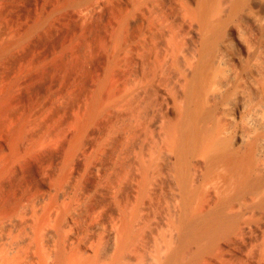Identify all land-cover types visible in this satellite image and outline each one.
I'll return each mask as SVG.
<instances>
[{
    "label": "bare ground",
    "instance_id": "bare-ground-1",
    "mask_svg": "<svg viewBox=\"0 0 264 264\" xmlns=\"http://www.w3.org/2000/svg\"><path fill=\"white\" fill-rule=\"evenodd\" d=\"M49 5L23 39L69 16L102 70L63 134L0 87V264H264V0Z\"/></svg>",
    "mask_w": 264,
    "mask_h": 264
},
{
    "label": "rangeland",
    "instance_id": "rangeland-1",
    "mask_svg": "<svg viewBox=\"0 0 264 264\" xmlns=\"http://www.w3.org/2000/svg\"><path fill=\"white\" fill-rule=\"evenodd\" d=\"M5 1V3H4ZM9 1V2H8ZM39 2V4H38ZM41 2V4H40ZM55 0H0V18L4 17V19H0V46L2 47L6 41L9 44H13L14 47H12V49L9 51V53H7L4 57L0 58V87L1 88H7L8 86L12 87V91L14 92L15 95H17V99H15L14 94L11 93V91L8 93V91H6L4 89V91L7 92V95H9V98H7L6 93L0 88V93L2 91V93L4 92V94H2V96L0 95V100H2L3 98H7L10 102L7 103V105L9 106V108H12L11 112H16L20 109H24V108H31L33 110H37L38 108H41V111H44L47 109V111L49 110V112H46V121H44L43 124H45V126L48 124H50L51 129H53L52 126H54L53 124H51V121L53 123V117L55 118L54 123L56 125V121H58L59 118L60 122L58 123V127L56 128V126H54V129L52 131H54L53 133L55 134L58 131H55L56 129L58 130L59 128L61 129L60 134H63V132L65 131V124L70 120L72 114H73V109H76L77 106L80 104V102L83 100V98L85 97L86 94V90H89V88L93 87L95 85V82L97 80V76L100 73V71L102 70V66H101V58L103 59V53L100 48L99 43L100 42H89L90 40H86L83 42H77V44H75L76 42H71L70 38L72 37V30L74 29V23H73V19L66 18V16L63 18L62 17H56L55 19H50V23L48 22L47 25H43L41 29H39L36 33L33 34V36H30V38L28 39H23L25 33L34 25L36 24V22L41 21L46 15L47 12V5H51L52 3H54ZM12 5H9V4ZM16 3V4H15ZM49 3V4H47ZM3 4H8V6L6 7V5ZM15 4V5H14ZM42 5V6H41ZM49 5V6H50ZM41 6V7H40ZM6 7V8H5ZM46 9H42L45 8ZM1 8H3L1 10ZM16 8V9H15ZM39 8V9H38ZM41 8V9H40ZM9 9V10H8ZM40 10V11H37ZM41 10L43 12H41ZM9 11V12H8ZM2 12V13H1ZM12 12V13H11ZM38 14L36 15L35 14ZM8 13V14H7ZM11 15H10V14ZM44 15H42V14ZM29 14V15H27ZM40 14L42 16H40ZM8 15V16H7ZM10 15V16H9ZM34 15V16H32ZM27 16V17H26ZM29 16V17H28ZM36 17V18H35ZM32 18V19H31ZM61 18H63L65 21V23H63V20H61ZM23 19V20H22ZM58 19V20H57ZM22 20V21H21ZM33 20V21H32ZM2 21V22H1ZM52 21H54L52 23ZM22 22V23H21ZM71 22V23H70ZM19 23V24H18ZM28 23V24H27ZM62 23V25L60 24ZM70 25H69V24ZM73 23V24H72ZM18 24V25H17ZM27 24V25H26ZM55 24V25H54ZM57 24V25H56ZM60 24V25H59ZM65 24V25H63ZM73 26H72V25ZM59 25V26H58ZM22 26V27H21ZM24 26V27H23ZM29 26L28 30L27 29ZM31 26V27H30ZM19 27V30H17ZM71 29H70V28ZM44 28V29H43ZM73 28V29H72ZM17 30V32H16ZM5 31L8 34H5ZM26 31V32H25ZM66 31V32H65ZM11 32V34L9 33ZM22 32V33H21ZM69 32V33H68ZM18 33V35L16 34ZM24 33V34H23ZM40 33V34H39ZM71 33V34H70ZM16 34V35H15ZM14 35L16 37H14ZM18 36V37H17ZM4 37V38H3ZM7 37V38H6ZM22 37V38H21ZM3 38V39H1ZM5 39V40H4ZM8 39V40H7ZM67 39V40H66ZM70 41H69V40ZM10 41V42H9ZM28 41V42H27ZM30 41V42H29ZM67 41V42H66ZM4 42V43H3ZM25 42V43H24ZM90 43V44H89ZM7 44V43H6ZM5 44V45H6ZM72 44V45H71ZM12 45V46H13ZM17 47H16V46ZM69 45V46H68ZM76 45V46H74ZM88 45V46H87ZM93 45V46H92ZM96 45V47H95ZM20 46V47H19ZM73 48H72V47ZM88 47V48H87ZM94 47V48H93ZM99 47V48H97ZM68 48V50H67ZM87 49V50H86ZM94 49V50H93ZM66 50V51H65ZM97 53H96V51ZM99 50V51H98ZM74 51V52H73ZM76 51V52H75ZM90 51V52H89ZM93 51V52H92ZM11 52V53H10ZM67 52V55H66ZM89 52V53H88ZM101 54H99V53ZM14 53V54H13ZM74 53V54H73ZM9 54V55H8ZM55 54H59V55H55ZM73 54V55H72ZM84 54V55H83ZM86 54V56H85ZM68 57H66V56ZM100 55V57L98 56ZM59 56V57H58ZM93 56V57H92ZM102 56V57H101ZM54 57V58H53ZM57 57V58H55ZM66 57V58H65ZM75 57V59H73ZM81 57V58H80ZM99 57V58H98ZM70 58V59H69ZM88 58V59H87ZM97 58V59H96ZM51 59V60H50ZM56 59V60H55ZM64 59V60H63ZM66 59V60H65ZM83 59V60H82ZM100 59V60H99ZM50 60V61H48ZM61 60V61H60ZM71 60V61H69ZM74 60V61H73ZM76 60V61H75ZM87 60V61H86ZM88 60H90V62H88ZM92 60V61H91ZM44 63H43V62ZM46 61V63H45ZM48 61V63H47ZM57 61V62H55ZM66 61V62H63ZM74 62V65L71 62ZM4 62V64H3ZM39 62V63H38ZM42 64H41V63ZM52 62V65H51ZM54 62V64H53ZM61 66H59L60 64ZM70 62V63H69ZM78 64H77V63ZM88 62V63H87ZM2 63V65H1ZM63 63V64H62ZM80 63V64H79ZM87 63V65H86ZM41 64V65H40ZM72 65L73 67L69 66ZM98 64H100L98 66ZM103 64V62H102ZM51 65V66H50ZM66 67H65V66ZM76 65V66H75ZM84 65V66H83ZM20 66V67H19ZM25 66V67H24ZM32 66V68H31ZM35 66V67H34ZM40 66V67H39ZM44 66V67H43ZM47 66V67H46ZM68 66L71 67V69H68ZM101 66V67H100ZM23 67V68H22ZM45 68V70H47L46 72H44L45 70H42ZM56 67L57 69H54ZM87 67V68H86ZM29 68V69H28ZM62 68V69H61ZM66 71H64L65 69ZM73 68V69H72ZM75 68V69H74ZM20 69V70H18ZM27 69V70H26ZM23 70V71H22ZM34 70V71H33ZM39 70V71H38ZM56 70V71H54ZM33 73H32V72ZM37 71V72H36ZM54 71V73H53ZM58 71V72H57ZM60 71V72H59ZM63 71V72H62ZM70 71V72H69ZM27 73L25 75V73ZM31 72V73H29ZM36 72V73H34ZM56 72V73H55ZM24 73V74H23ZM62 73V74H61ZM64 73V75H63ZM18 74V75H17ZM23 74V75H22ZM34 77H33V75ZM44 74V75H43ZM94 74V75H93ZM25 75V76H24ZM75 75V76H74ZM22 76V77H21ZM30 76V77H29ZM57 76V79H56ZM67 76V77H66ZM9 77V78H8ZM65 79H63V78ZM69 77V78H68ZM92 77V79H91ZM14 78V79H13ZM59 78H61L59 80ZM54 82H53V80ZM63 79V80H62ZM33 80V81H32ZM62 80V81H61ZM23 81V82H22ZM31 81L33 83V85L31 84ZM35 81V82H34ZM64 81V82H63ZM75 81V82H73ZM15 84H14V83ZM25 82V83H24ZM59 82V83H58ZM71 84H70V83ZM20 83V85H19ZM36 85H35V84ZM77 83V85L75 84ZM11 84L14 85H19L18 87L14 88ZM27 84V85H25ZM31 84V85H30ZM59 84V85H58ZM65 84V85H64ZM68 84V85H67ZM23 85V87H22ZM64 85V88H63ZM73 85H75L76 87L74 88ZM26 86V87H25ZM28 86V87H27ZM38 86V87H36ZM56 86V87H55ZM58 86V87H57ZM60 86V87H59ZM70 86V88H69ZM25 87V88H24ZM33 87V88H32ZM85 87V88H84ZM52 88V90L50 89ZM61 88V89H60ZM18 89V90H17ZM23 89V90H22ZM24 89H27L24 90ZM33 89V91H32ZM59 90V91H55V90ZM72 89V90H71ZM50 90V91H49ZM66 92H64V91ZM71 90V91H70ZM50 92H56V95ZM70 91V92H69ZM47 94H46V93ZM62 92V93H61ZM64 92V94H63ZM69 92V93H68ZM83 92V94H82ZM45 93V94H44ZM76 94V95H75ZM19 95V96H18ZM21 95V97H20ZM23 95V96H22ZM31 95V98H30ZM36 95V96H33ZM48 96L50 95L48 98L42 97V96ZM12 99H11V97ZM78 96V97H77ZM20 99H19V98ZM25 97V98H23ZM36 97V98H35ZM39 97V98H37ZM42 97V98H41ZM57 97V98H56ZM76 97V99H75ZM5 98V99H6ZM29 100H28V99ZM34 98V99H33ZM43 98L47 99L45 100V103L43 102ZM56 98V99H55ZM82 98V99H81ZM21 99L25 100V102L23 103L21 101ZM27 99V100H26ZM38 99L39 102H42L41 104L38 103ZM67 99V100H66ZM11 100H15V101H11ZM18 100V102H16ZM36 100V101H34ZM79 100V101H78ZM6 101V102H7ZM30 101V103H29ZM33 101V102H32ZM51 101V102H49ZM55 101V103L53 102ZM12 102L13 105H12ZM20 102V103H19ZM38 103V104H34V103ZM47 102V104H46ZM54 104H53V103ZM73 102V104H72ZM77 102V103H76ZM16 103V104H15ZM32 103V104H31ZM26 106H25V105ZM27 104H31L27 105ZM75 104V105H74ZM17 105V106H16ZM35 105V106H33ZM36 105H37V109H36ZM39 105V106H38ZM40 105H42L43 107H40ZM48 105V106H46ZM50 106V107H49ZM52 106V107H51ZM70 106V107H69ZM19 107V108H18ZM35 107V108H34ZM49 107V108H48ZM53 110H51V109ZM43 109V110H42ZM57 111H56V110ZM68 109V111H67ZM59 110V111H58ZM37 111H40L39 109ZM40 111V112H41ZM72 111V112H71ZM10 112V113H11ZM54 114H53V113ZM52 113V115H51ZM60 114V115H59ZM63 114V116H62ZM70 116H68V115ZM58 115V117H57ZM48 116H49V120H48ZM52 116V117H51ZM65 116V117H64ZM51 117V118H50ZM68 119V120H67ZM65 124H64V122ZM67 120V121H66ZM48 121V122H47ZM62 121V122H61ZM1 122V120H0ZM47 122V124L45 123ZM61 123V124H60ZM1 124V123H0ZM6 127L5 125H1ZM0 126V161L2 162L3 160L6 161L8 158H10V153H9V149L10 148V142L8 141L9 138V129L1 127ZM8 127V126H7ZM62 127V128H61ZM59 129V130H60ZM8 130V131H7ZM6 133V134H5ZM5 136V137H4ZM3 137V139H2ZM7 141V142H6ZM57 140H55L56 142ZM9 142V144H8ZM6 143V144H5ZM50 144V143H49ZM47 146H50V145ZM53 144V145H52ZM9 145V146H8ZM1 146H3L2 148H5L4 151H2L3 149L1 148ZM47 146H45V149H48ZM8 147V148H6ZM51 148H49V151H44L42 150V152H40V157H38V159L35 160V162L39 163L43 160V163L45 164L46 167H50V165L48 166V164H51L52 162V155L56 154V150L58 147V141L57 144L54 143V141H52L51 143ZM43 148V149H44ZM8 149V150H7ZM7 150V151H6ZM51 150V151H50ZM2 151V152H1ZM44 151V152H43ZM5 152V153H4ZM46 152V153H45ZM48 152V153H47ZM53 152V153H52ZM7 153L9 155H7ZM43 153V154H42ZM45 153V154H44ZM48 156H47V155ZM7 156H9L8 158H6ZM45 159H42L44 158ZM40 159V160H39ZM42 159V160H41ZM47 162H46V161ZM50 160V161H49ZM50 162V163H48ZM47 163V164H46ZM40 164V163H39ZM38 164V165H39Z\"/></svg>",
    "mask_w": 264,
    "mask_h": 264
}]
</instances>
